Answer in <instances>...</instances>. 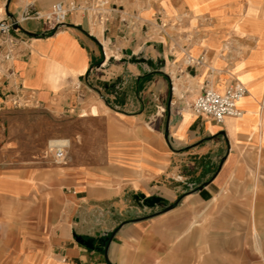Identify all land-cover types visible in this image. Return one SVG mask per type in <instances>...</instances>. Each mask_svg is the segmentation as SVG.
Masks as SVG:
<instances>
[{
    "label": "crops",
    "instance_id": "crops-1",
    "mask_svg": "<svg viewBox=\"0 0 264 264\" xmlns=\"http://www.w3.org/2000/svg\"><path fill=\"white\" fill-rule=\"evenodd\" d=\"M70 1L82 0H0V18L18 16L27 3L45 12L54 2ZM183 7L194 20H210L188 53H210L207 76L219 74L215 89L222 90L230 78L246 87L238 105L241 118L228 116L216 124L187 111L181 102L186 77L175 85L174 71L159 67L170 58V47L146 38L136 20L122 23L116 11L102 27L79 11L54 29L33 19L19 23L16 32L24 42L13 61L15 81L34 91L36 107L86 123L64 134L70 146L59 169L20 164L13 157L16 142L0 140V264H212L215 214L229 218L219 227L246 228L256 206L233 200L243 194L229 185L257 161L264 163V0H161L138 17ZM231 33L254 43L245 50ZM100 44L116 59L98 67ZM226 67L230 77L222 73ZM10 84L0 79L2 113L13 111L2 97ZM151 196L163 205L136 202ZM167 205L172 207L163 210ZM230 213H238V221L225 216ZM184 228L194 245L190 252L183 251ZM251 235L256 244L261 241L262 252H246L242 239L239 251L225 252L223 238L217 259L262 264L264 240L255 221ZM76 236L91 238L92 247ZM199 244L206 245L205 252L195 251Z\"/></svg>",
    "mask_w": 264,
    "mask_h": 264
},
{
    "label": "rangeland",
    "instance_id": "rangeland-1",
    "mask_svg": "<svg viewBox=\"0 0 264 264\" xmlns=\"http://www.w3.org/2000/svg\"><path fill=\"white\" fill-rule=\"evenodd\" d=\"M138 1L140 0L122 1L124 10L128 12L127 9H129V4L137 3L131 8V11L133 10L135 15L139 16V13L143 11L148 4L152 7V3L159 2L161 0H152L150 3L145 4L143 8L138 5ZM248 11L249 10L246 12ZM209 22L210 20H207V17L204 16L194 20L191 13L184 7L180 8L179 11H173L171 13L170 11L164 12L162 8H158L153 16L149 18H142L140 16L138 20L135 21V23H137V27L143 26L146 28V38L162 41L165 40V43L168 46L166 48L169 50L170 47V58H168L166 64L159 62V65H161L159 67H163L164 71L165 69L167 71H174L175 76L178 78L174 82L175 85L181 83L183 81L182 78L186 77V80L188 81L187 83H190V87L187 86V83L185 84L184 88H186L187 91L183 94L181 102L184 103V108L187 109H189V105L192 100L199 94V87L201 86V82L204 78L209 80V84H212L213 88H216L219 83V74L217 72L212 73L215 76H207L209 72L206 67L207 62L200 67L198 71L185 67V63L183 62L184 53H188L189 50L191 51L192 41L199 39L201 35L200 28L208 25ZM229 38L234 42H239L245 50H248L254 43L252 39L247 37L238 39L239 36H235L232 33L229 35ZM135 51L137 50L135 49ZM201 55L205 58L207 56L208 60L210 53H205L199 50L198 53L193 56L196 57ZM131 57L136 58L138 55H131ZM227 69V67L223 68L222 73L229 76L226 72ZM97 74L100 75L102 73L98 72ZM197 74L199 76H197ZM192 76L194 79L191 78ZM168 77V85L170 92L173 95L171 90L173 86V78L171 77V74ZM197 80L198 82H196ZM230 80L234 79L230 78ZM228 83H226V85ZM85 123L86 122L84 120L81 121L76 116H68L61 112L50 111L42 107L13 108V111L8 113H2L0 111V140L2 139L5 142H16V145H13V157L16 161L20 162V164L26 166H38L40 168L51 167L59 169L61 166L53 164L49 153L47 152V141L56 138H67L64 135L65 133L71 132L80 124ZM252 169L250 173L244 176L241 174V178L239 180L234 179V181H237L235 183H237L238 186H234V181H232L230 182L229 188H235L236 191L239 190L243 194L240 198L237 196L233 198V200L236 202L241 200V202L246 203L248 206L255 205L256 212L254 214H248L246 228L243 229H239L237 226L234 228H223L221 225L219 227L218 222L225 220L229 221V218H224L223 214L220 213L215 214L216 226L211 229V236L214 239V244L212 247L209 246L211 251H214L216 254V260L211 262L212 264H229L228 261L217 259L222 258L221 254L224 251V246L222 245L223 238L227 241L225 252L239 251V239L246 242V245H242V248H245L246 252H262L261 241L256 244L253 240L251 235V225L255 221L258 236L260 239L264 240V163L257 161ZM59 199V196L55 197L56 208L59 206L58 204H60ZM139 199H141V197H136V202H139ZM62 206L63 211H65L67 203L64 199L62 200ZM226 215H230L232 222L238 221V213L225 214V216ZM233 217L234 219L236 218V220H234ZM202 235L203 234H199L200 238ZM183 238V251L190 252L194 245L191 244L190 233L189 231H186L185 228ZM230 240L232 242L231 246L229 245ZM233 240L236 243V246L233 243ZM255 245L258 246V249H255ZM195 247H198L195 248V251H198L199 253L205 252L206 250V245L199 244L198 246L195 245ZM230 263L233 264L240 262L231 261ZM247 263L253 264L254 262ZM262 264H264V261Z\"/></svg>",
    "mask_w": 264,
    "mask_h": 264
},
{
    "label": "built area",
    "instance_id": "built-area-1",
    "mask_svg": "<svg viewBox=\"0 0 264 264\" xmlns=\"http://www.w3.org/2000/svg\"><path fill=\"white\" fill-rule=\"evenodd\" d=\"M124 0H82L80 2H54L45 12L35 10L30 3L22 7L20 14L16 17L0 18V79L6 82L11 81L9 91L3 94V101L10 104L13 108L36 107L38 101L34 91L24 89L19 82H16V73L13 69V61L18 52V48L24 42L22 36L17 33L19 23L26 19L38 20L43 23L46 29H54L65 24L70 12L79 11L83 13L88 22L93 25L103 26L111 18V13H119L121 22L127 24V18L138 20L134 11L128 14L122 4ZM152 0H140L138 5L143 8L145 4ZM137 4V3H136ZM134 21L130 25H134ZM101 45L103 61L98 67L105 65L115 56H106L104 46ZM185 67L196 70L205 63L204 56L194 57L185 52L183 55ZM211 72V69L208 68ZM209 80H205L200 88L199 94L189 105L190 112L195 116H208L216 124H223L225 117L238 118L243 111L238 107L239 100L247 93L245 86L236 81L230 80L222 89L218 90L210 86ZM68 138H56L47 141L46 148L51 161L55 165L65 162L69 149ZM139 204H143L144 198L141 197Z\"/></svg>",
    "mask_w": 264,
    "mask_h": 264
},
{
    "label": "water",
    "instance_id": "water-1",
    "mask_svg": "<svg viewBox=\"0 0 264 264\" xmlns=\"http://www.w3.org/2000/svg\"><path fill=\"white\" fill-rule=\"evenodd\" d=\"M17 27L18 26H14V28H17ZM142 198H144V197H142ZM137 204H139V203H137ZM143 204L144 205H149V206H153V205L162 206L163 205V203L161 201V198L158 197V196H151V197H148V198H144V203ZM139 205H141V204H139ZM171 207H172L171 205L164 206L163 210H168ZM75 239H76V241L84 244L87 247H92V239L91 238H87L86 240H83L80 236H76Z\"/></svg>",
    "mask_w": 264,
    "mask_h": 264
},
{
    "label": "bare ground",
    "instance_id": "bare-ground-1",
    "mask_svg": "<svg viewBox=\"0 0 264 264\" xmlns=\"http://www.w3.org/2000/svg\"><path fill=\"white\" fill-rule=\"evenodd\" d=\"M99 30H100V29H99ZM98 38H99V37H98ZM99 39H100V38H99ZM232 54H233V53H232ZM106 56H107V57L109 56V51H106ZM209 69H210V68H209ZM211 76H212V75H211ZM173 78H174V77H173ZM198 78H199V77H198ZM210 86L213 87L212 84H211ZM217 88H218V87H217ZM245 88H246V87H245ZM246 90H247V89H246ZM172 92H173V88H172ZM178 94H179V93H177L176 95L178 96ZM244 96H245V95H244ZM244 96H243V97H244ZM243 97H242V98H243ZM242 98H241V99H242ZM241 99H240V100H241ZM240 100H239V102H240ZM239 102H238V105H239ZM186 110L190 112L189 109L186 108ZM92 112L94 113V112H95V109H92ZM242 115H243V113H242ZM242 115H241L240 117H238V118H241ZM68 141H69V139H68ZM69 144H70V141H69ZM253 235H254V233H253ZM255 235H256V234H255ZM257 237H258V236H257Z\"/></svg>",
    "mask_w": 264,
    "mask_h": 264
}]
</instances>
